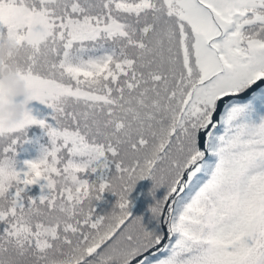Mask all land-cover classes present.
Here are the masks:
<instances>
[{
	"label": "snow or ice",
	"instance_id": "obj_1",
	"mask_svg": "<svg viewBox=\"0 0 264 264\" xmlns=\"http://www.w3.org/2000/svg\"><path fill=\"white\" fill-rule=\"evenodd\" d=\"M5 37L28 94L0 127V264H264V0H0Z\"/></svg>",
	"mask_w": 264,
	"mask_h": 264
},
{
	"label": "clouds",
	"instance_id": "obj_2",
	"mask_svg": "<svg viewBox=\"0 0 264 264\" xmlns=\"http://www.w3.org/2000/svg\"><path fill=\"white\" fill-rule=\"evenodd\" d=\"M18 50V45L7 37L0 45V127L4 129L16 125L23 118L25 111L24 101L28 94V86L26 81L18 75L16 65L9 62V57ZM58 184L69 186L66 178L59 179ZM64 209H67V205L58 203L52 213L53 218H63ZM52 258L57 261V264H74V257L71 253Z\"/></svg>",
	"mask_w": 264,
	"mask_h": 264
},
{
	"label": "trees",
	"instance_id": "obj_3",
	"mask_svg": "<svg viewBox=\"0 0 264 264\" xmlns=\"http://www.w3.org/2000/svg\"><path fill=\"white\" fill-rule=\"evenodd\" d=\"M44 113L46 114L43 116V119L51 123V109L46 110ZM48 143L49 141L46 129L41 128L39 125L29 126L26 128L20 135V140L16 145V160L18 162L17 168L26 170L24 162L39 158L42 154V149L47 147ZM148 182L149 180H144L142 184L139 182L129 196V199L132 202L131 211L133 215L143 216L146 221L149 217V205L152 204V199L149 195V188H147L146 192H144ZM30 194L39 195V186H32ZM115 201L116 197L114 195L107 192L104 193L103 199L95 202L96 211L100 214L111 211L112 205Z\"/></svg>",
	"mask_w": 264,
	"mask_h": 264
},
{
	"label": "rangeland",
	"instance_id": "obj_4",
	"mask_svg": "<svg viewBox=\"0 0 264 264\" xmlns=\"http://www.w3.org/2000/svg\"><path fill=\"white\" fill-rule=\"evenodd\" d=\"M30 110H31V112H32V115L33 116H35L37 119H43V116L46 114V113H44L46 110H48L49 108H47V106L46 105H42V104H40L39 102H37V101H32V102H30L29 103V105L27 106ZM141 184L144 182V180H142V181H139ZM138 182V183H139ZM137 183V184H138ZM151 181L149 180V182H148V184H147V186L145 187V189H144V192H146V190H147V188H151ZM162 191V190H161ZM157 194H159V192L157 193ZM153 202V201H152ZM151 202V203H152Z\"/></svg>",
	"mask_w": 264,
	"mask_h": 264
}]
</instances>
